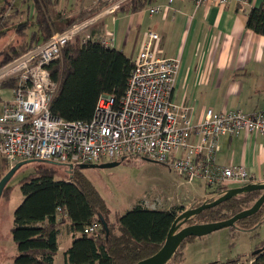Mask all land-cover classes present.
Listing matches in <instances>:
<instances>
[{"label":"trees","instance_id":"16d2710c","mask_svg":"<svg viewBox=\"0 0 264 264\" xmlns=\"http://www.w3.org/2000/svg\"><path fill=\"white\" fill-rule=\"evenodd\" d=\"M152 1L127 0L119 10L138 12ZM58 2L52 1L54 5ZM22 4L13 15H6V8L0 15V40L6 36L13 19H22L18 25L21 31H17V35L21 36L20 44L0 51V69L47 42L52 36L54 18L44 12L40 1L22 0ZM31 5L35 9L34 26L30 18ZM24 15H27L26 19H23ZM247 27L264 36V4L250 10ZM133 69L134 60L124 52L90 37H76L64 47L62 59L49 66L52 79L60 83L59 91L50 105L51 113L67 121H90L101 96L113 95L117 102L122 99ZM15 85V80L4 81L1 88L11 89ZM0 160L5 170L13 168L1 155ZM26 161L36 160L23 162ZM48 163L65 166L66 176L60 178V170L54 166H43L20 182L24 200L14 213L12 229L18 250L15 264H55L59 235L64 225L68 226L73 239L64 253L65 264H137L163 247L174 221L181 213L215 201L231 187L211 190L207 198L186 210L176 207L158 210L138 203L111 222V209L83 168ZM12 192V187H5L2 198L9 201ZM260 194V191L240 193L215 208L191 217L184 226L230 219L250 208ZM263 220L264 205L256 214L238 221L231 230L253 231ZM94 223L100 224L99 231L84 233L85 228ZM196 238H187L167 264L174 261L181 264L185 259L184 245ZM243 260H246V264H264V242L246 259L238 256L228 260L227 264H243Z\"/></svg>","mask_w":264,"mask_h":264},{"label":"built area","instance_id":"2783aa9c","mask_svg":"<svg viewBox=\"0 0 264 264\" xmlns=\"http://www.w3.org/2000/svg\"><path fill=\"white\" fill-rule=\"evenodd\" d=\"M114 13L127 0H95ZM173 0H170V3ZM248 4L250 0H238ZM229 0H195L224 5ZM160 7L149 9L150 14ZM91 19L76 21L65 30L0 69V81L15 80L12 96L4 99L0 114V155L11 167L36 160L79 167L138 157L163 164L187 183L203 181L211 190L254 183L243 166L222 167L217 162L220 139L241 132L264 137V110L215 112L194 120V109L173 100L179 59L159 56L149 32L128 79L125 93L117 102L113 95L100 97L90 121H67L51 113L50 105L60 83L51 77L49 66L62 57L64 47L91 25ZM111 40L102 41L104 45ZM1 89V87H0ZM99 223L85 228L96 233Z\"/></svg>","mask_w":264,"mask_h":264},{"label":"crops","instance_id":"0c3cea01","mask_svg":"<svg viewBox=\"0 0 264 264\" xmlns=\"http://www.w3.org/2000/svg\"><path fill=\"white\" fill-rule=\"evenodd\" d=\"M65 1L67 14L74 13L70 16L88 10L87 17L92 22L83 37L100 42L112 39L106 46L124 52L133 60L147 34L157 33L156 53L180 60L173 100L177 105L194 109L195 122L202 121L209 109L215 112L239 109L245 113L264 110V36L247 27L250 10L260 7L264 0H250L248 4L229 0L224 5L207 3L200 6L195 0H173L171 3L170 0H153L141 11L118 10L114 13L107 11L106 4L95 0ZM152 7L161 10L152 15L149 12ZM65 26L66 22L57 32L65 30ZM217 162L222 167L243 166L255 177L254 184H264V137L246 132L221 137ZM189 184L194 194L188 209L207 198L211 191L201 180ZM115 218L112 220L110 216L111 222ZM213 234L215 232L187 242L183 247V262L187 252L195 253L199 248L203 249L202 246L216 248L219 237H213L216 236ZM60 235L67 248L61 252L59 249L55 264H65L64 253L73 240L67 225L61 228ZM227 261H219L215 256L211 263L227 264Z\"/></svg>","mask_w":264,"mask_h":264},{"label":"rangeland","instance_id":"374dc122","mask_svg":"<svg viewBox=\"0 0 264 264\" xmlns=\"http://www.w3.org/2000/svg\"><path fill=\"white\" fill-rule=\"evenodd\" d=\"M39 1L45 10L44 12L54 18L55 24H53L52 33L59 31V27L65 22V27H68L89 15L88 10H84L81 15H78L79 12L73 16L70 15L74 13H68V15L65 6L67 1L65 0L62 3L58 2L59 5L52 3L55 0H50V2ZM8 3H11V5ZM22 5V0H0V15L3 14V8H6V15H13L14 11L17 8H21ZM32 7L31 5L29 8L32 9ZM26 8H28V5ZM70 9L73 11L72 6ZM59 12L62 14L60 15ZM34 13L35 9H32L30 12L32 26H34L33 23L35 21ZM26 18L27 15H24L23 19ZM21 20L16 18L12 20L10 29L6 34L7 36L0 44V51L7 50L12 45L20 44L21 36L17 35V31L20 30L18 25ZM20 35L22 34L20 33ZM77 37L82 39V34ZM2 83L0 81V87ZM11 96L12 93L9 88H3L0 91V114L3 109V99ZM2 166L3 162L0 160V181L14 169L4 170ZM43 166H54L60 170V178H65L66 176L65 166L53 165L45 161L23 162L22 160L19 165L16 164V168L6 184V187L13 188V192L9 201L7 199L4 200L2 197L0 198V264H15V258L18 255L17 247L13 241L12 229L14 227V213L24 200L20 182L37 168ZM82 170L105 199L111 209L112 220L138 203L158 210H169L173 207L186 210L193 201L192 186L171 168L153 161L131 156L126 157L118 166L113 168L86 167ZM231 189L233 187H230ZM213 235H216L213 237H219L215 244L216 248H213L214 251H212L213 249H208L207 246H202L203 249L199 248L195 252L197 254L194 257L195 253L187 252V259L181 264H212L211 262L215 256L219 257V261L225 262L238 256H244L246 259L255 251L258 245L264 242V220L253 231H232L231 228H224ZM204 239H206L204 241H209V238ZM65 248L67 247L61 242V235H59L60 252ZM214 254L215 256H213ZM242 263L246 264L247 262L245 260ZM170 264H176V261Z\"/></svg>","mask_w":264,"mask_h":264},{"label":"water","instance_id":"95a60500","mask_svg":"<svg viewBox=\"0 0 264 264\" xmlns=\"http://www.w3.org/2000/svg\"><path fill=\"white\" fill-rule=\"evenodd\" d=\"M120 164L119 161H112L100 164H84L80 165V168H113ZM19 165V164H17ZM11 173L7 174L3 179L0 181V198L3 195V191L6 187V184L11 177L12 173L14 172L16 167ZM249 191H260L261 194L259 198L253 203V205L236 214L235 216L231 217L230 219L218 221V222H211V223H204V224H192L184 226V224L193 216L202 213L203 211L215 208L218 205L222 204L233 198L234 196ZM264 205V184H254L250 183L248 185L242 187H236L229 190L225 195L219 197L213 202L205 203L197 208L189 209L181 213L173 223L172 228L169 231L168 237L166 239L165 244L163 247L153 256L144 259L137 264H167L173 255L176 253L178 248L185 242V240L189 237H204L214 232H217L224 228H231L235 226L238 221L246 219L254 214H256Z\"/></svg>","mask_w":264,"mask_h":264}]
</instances>
